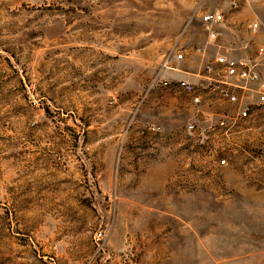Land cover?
<instances>
[{"label": "rangeland", "instance_id": "obj_1", "mask_svg": "<svg viewBox=\"0 0 264 264\" xmlns=\"http://www.w3.org/2000/svg\"><path fill=\"white\" fill-rule=\"evenodd\" d=\"M228 1L0 0V264H264V106L236 117L195 51L242 11L221 43L264 80V0Z\"/></svg>", "mask_w": 264, "mask_h": 264}, {"label": "built area", "instance_id": "obj_2", "mask_svg": "<svg viewBox=\"0 0 264 264\" xmlns=\"http://www.w3.org/2000/svg\"><path fill=\"white\" fill-rule=\"evenodd\" d=\"M253 1L255 0H229L228 5L231 9H237L241 5ZM200 20L206 32L207 39L209 41H214L219 36V29L225 22V14L220 9L206 10L200 15ZM258 27L259 22L254 21L250 23L251 31H256ZM230 45V51H216L214 62L220 67L221 75L218 78L206 75V79L208 80L206 87L212 92L219 93L221 97L228 102L237 105L236 117L245 118L249 115V109L253 106H264V80L260 82L261 74L258 69V62L247 57L234 56L232 52L240 50V47L235 46V44L233 45V43H230ZM247 47L248 43H243L241 49L245 51ZM257 51L263 53L264 46L258 47ZM198 52H201V49H198ZM182 57V53L176 55L178 59ZM165 65H168V61L165 62ZM206 69L209 73L212 67L208 65ZM251 83H259L258 88L253 90L255 94L254 99L245 94L248 84ZM177 84L179 88L190 96L194 105L201 104L202 97L196 83L186 79H180ZM215 126L227 130L230 126L229 117H221L216 123L209 125L208 130H215ZM187 128L192 132L194 124L190 123ZM152 129L156 130V127ZM220 163L224 164L225 160L221 159ZM94 238L97 246L96 254H100L101 252L104 253V246L102 244L104 238L103 231H98Z\"/></svg>", "mask_w": 264, "mask_h": 264}, {"label": "crops", "instance_id": "obj_3", "mask_svg": "<svg viewBox=\"0 0 264 264\" xmlns=\"http://www.w3.org/2000/svg\"><path fill=\"white\" fill-rule=\"evenodd\" d=\"M229 2V1H228ZM243 5H245L244 7H243V9H246V7L248 6V5H250V3H245V4H243ZM213 9H220V8H218V7H214ZM211 10V9H210ZM220 10H222V9H220ZM237 15L239 16H236V14L234 15V13L233 14H231V15H229V16H226L225 15V22H224V24L222 25V27L219 29V36L217 37V39L216 40H214V41H209L208 39H207V37H206V39L203 41V43H201V45H199L198 47H196L195 48V51H197L198 52V49H201V51H230L231 50V45H230V43L229 42H225V43H221L222 42V38L224 37V35H227L228 37L230 36L231 38H234V39H238L237 38V36L238 35H235L236 34V28H234V26H232V24H233V22H235L236 20H240V17H242L243 16V12L241 11V12H237ZM236 16V17H235ZM229 37V38H230ZM236 41V40H235ZM242 45H243V43H238V42H236L235 43V46H237V47H240L239 49L241 50V51H243L242 49H241V47H242ZM239 50V51H240ZM203 52V53H204ZM198 53H200L201 54V52H198ZM208 53V52H207ZM206 64V63H205ZM208 65H210V64H208ZM202 68V67H201ZM206 75L207 74H203L202 75V77H204V78H206ZM181 79H186V80H189V81H193V80H195L194 79V77L192 76V75H190V74H183L182 75V77H181Z\"/></svg>", "mask_w": 264, "mask_h": 264}]
</instances>
